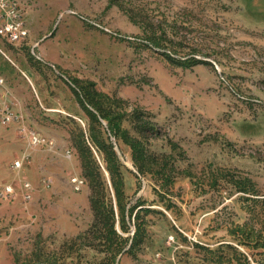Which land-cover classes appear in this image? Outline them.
Segmentation results:
<instances>
[{
  "label": "rangeland",
  "instance_id": "374dc122",
  "mask_svg": "<svg viewBox=\"0 0 264 264\" xmlns=\"http://www.w3.org/2000/svg\"><path fill=\"white\" fill-rule=\"evenodd\" d=\"M78 1L63 65L0 33L41 86L0 107L53 141L0 123V264H264V0Z\"/></svg>",
  "mask_w": 264,
  "mask_h": 264
},
{
  "label": "crops",
  "instance_id": "0c3cea01",
  "mask_svg": "<svg viewBox=\"0 0 264 264\" xmlns=\"http://www.w3.org/2000/svg\"><path fill=\"white\" fill-rule=\"evenodd\" d=\"M28 2L30 7L26 14V24L29 36L25 41L28 42L29 39L32 45V53L28 51V55L35 57L34 60L38 64H41L40 61L53 66L65 64L67 57H73L76 54V48H73L72 44H64L63 41L66 38L76 40L83 33V30L75 28V25L80 7L85 5H80L78 0H28ZM27 62L16 50H0V85L8 86L9 81L14 80L19 85L23 84L26 90L25 96L18 97L16 102L13 101L15 105L21 106L29 98H35V100L40 98L41 86L37 73ZM71 83L70 88L78 97L74 80ZM0 89L2 94H9L3 87L0 86ZM17 110L27 120L24 112L21 109ZM5 161L4 164L9 166L12 159L6 155ZM12 167H14L13 164Z\"/></svg>",
  "mask_w": 264,
  "mask_h": 264
},
{
  "label": "built area",
  "instance_id": "2783aa9c",
  "mask_svg": "<svg viewBox=\"0 0 264 264\" xmlns=\"http://www.w3.org/2000/svg\"><path fill=\"white\" fill-rule=\"evenodd\" d=\"M28 0H0V20L2 37L10 43H19L25 41L29 36V29L26 24V14L29 9ZM1 50V49H0ZM0 123L5 125L20 124L25 135H27L30 145L33 146H47L52 144L53 141L45 137L44 135L30 130L26 126L24 115L20 111H16L9 105L0 107ZM29 155L19 157L14 160L13 166L16 169H21L28 163ZM73 182L76 189H80L85 184V179L80 177H74ZM23 197L29 200L34 195V185L31 181L25 180L22 183ZM2 196L4 198H11L18 194L16 186L13 183H7L2 190Z\"/></svg>",
  "mask_w": 264,
  "mask_h": 264
},
{
  "label": "trees",
  "instance_id": "16d2710c",
  "mask_svg": "<svg viewBox=\"0 0 264 264\" xmlns=\"http://www.w3.org/2000/svg\"><path fill=\"white\" fill-rule=\"evenodd\" d=\"M75 82V81H74ZM75 84H76V86H75V91L77 92V94H78V97H79V90L78 89H80V88H78V84H77V82H75ZM82 91V95H80V102L81 103H84L83 102V100L86 102V103H84V104H87L88 102H87V94H86V92H85V90H81ZM83 91L85 92V93H83ZM84 97V99H82ZM89 104V103H88ZM91 106V105H90Z\"/></svg>",
  "mask_w": 264,
  "mask_h": 264
}]
</instances>
